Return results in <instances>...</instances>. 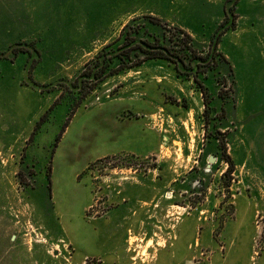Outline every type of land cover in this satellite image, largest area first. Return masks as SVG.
<instances>
[{
  "label": "rangeland",
  "instance_id": "obj_1",
  "mask_svg": "<svg viewBox=\"0 0 264 264\" xmlns=\"http://www.w3.org/2000/svg\"><path fill=\"white\" fill-rule=\"evenodd\" d=\"M225 11L208 131L172 64L85 77L133 22L207 53ZM189 263L264 264V0H0V264Z\"/></svg>",
  "mask_w": 264,
  "mask_h": 264
},
{
  "label": "trees",
  "instance_id": "obj_2",
  "mask_svg": "<svg viewBox=\"0 0 264 264\" xmlns=\"http://www.w3.org/2000/svg\"><path fill=\"white\" fill-rule=\"evenodd\" d=\"M234 8L229 9L232 14H234ZM225 14L226 17L218 28L220 30L219 33L211 37L207 53L182 29L166 26L167 28H163L162 41L155 37H150V40H141L137 37L141 33V25H136L134 24L135 22L128 24L123 29L118 40L122 41L119 52L113 53L112 46L114 44L106 46L95 60L89 63L90 73L85 77L90 80L92 83L91 87L94 89V86L107 78L140 68L143 64L150 61H163L172 64L180 76L193 79L197 90L201 93L204 102L205 130L208 131L212 121V97L208 87L204 85L198 76L206 74L208 71H215L222 64H229L227 58L219 51V44L222 35L236 29L237 18L234 16L231 19L226 11ZM152 20L155 24H162L159 19L152 18ZM229 76L233 77L231 66ZM222 82L223 85H227L226 80H222ZM219 98L223 103L227 101L224 90H220ZM78 107L76 106L73 112ZM225 113L226 110L223 107L222 115H225ZM229 162L231 164L229 174H231L234 171V163L231 160ZM50 173L51 166L48 167V181L50 180Z\"/></svg>",
  "mask_w": 264,
  "mask_h": 264
},
{
  "label": "water",
  "instance_id": "obj_3",
  "mask_svg": "<svg viewBox=\"0 0 264 264\" xmlns=\"http://www.w3.org/2000/svg\"><path fill=\"white\" fill-rule=\"evenodd\" d=\"M214 160H210L209 163H212Z\"/></svg>",
  "mask_w": 264,
  "mask_h": 264
},
{
  "label": "bare ground",
  "instance_id": "obj_4",
  "mask_svg": "<svg viewBox=\"0 0 264 264\" xmlns=\"http://www.w3.org/2000/svg\"><path fill=\"white\" fill-rule=\"evenodd\" d=\"M190 264V263H189Z\"/></svg>",
  "mask_w": 264,
  "mask_h": 264
}]
</instances>
